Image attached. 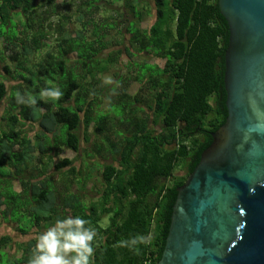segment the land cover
Here are the masks:
<instances>
[{
	"label": "trees",
	"instance_id": "trees-1",
	"mask_svg": "<svg viewBox=\"0 0 264 264\" xmlns=\"http://www.w3.org/2000/svg\"><path fill=\"white\" fill-rule=\"evenodd\" d=\"M229 38L218 0H0V60L10 63L0 74V226L14 223L22 237L36 230L18 245L20 259L12 236H0V264H28L37 236L66 216L97 230L93 264H158L178 189L228 117ZM112 69L115 83H105ZM132 83L140 86L135 94ZM55 87L63 92L58 101L41 95ZM35 124L32 137L27 128ZM83 143L92 146L86 157L100 163L57 162ZM39 156L49 163L40 169ZM50 164L69 169L76 192L48 175ZM95 170L101 190L90 200ZM15 211L25 213L27 227L12 220ZM136 236L147 238L138 253L121 246Z\"/></svg>",
	"mask_w": 264,
	"mask_h": 264
},
{
	"label": "water",
	"instance_id": "water-1",
	"mask_svg": "<svg viewBox=\"0 0 264 264\" xmlns=\"http://www.w3.org/2000/svg\"><path fill=\"white\" fill-rule=\"evenodd\" d=\"M228 117L178 189L158 264H264V0H218Z\"/></svg>",
	"mask_w": 264,
	"mask_h": 264
},
{
	"label": "clouds",
	"instance_id": "clouds-1",
	"mask_svg": "<svg viewBox=\"0 0 264 264\" xmlns=\"http://www.w3.org/2000/svg\"><path fill=\"white\" fill-rule=\"evenodd\" d=\"M106 79L105 83H111ZM41 95L52 101H58L63 92L59 87L46 88ZM34 101L29 98L27 103ZM17 103H26L22 96L17 97ZM97 230L90 225L88 220L81 216H66L57 219L47 226L36 239L28 264H93L94 240ZM147 243L144 236H136L130 240L121 241V246L129 247L138 253L136 247Z\"/></svg>",
	"mask_w": 264,
	"mask_h": 264
},
{
	"label": "rangeland",
	"instance_id": "rangeland-1",
	"mask_svg": "<svg viewBox=\"0 0 264 264\" xmlns=\"http://www.w3.org/2000/svg\"><path fill=\"white\" fill-rule=\"evenodd\" d=\"M74 10H75V8H73V11H70V10H68V11H69V13L71 12L73 14ZM150 24H151V19H147L142 24V28L147 29L150 26ZM75 25H77V23L74 22V26ZM74 28H76V27H74ZM1 48H2V46H1ZM0 57H1V55H0ZM134 61H139V59L134 58ZM5 62H7V63L4 64ZM5 62L0 60V74L1 75H6L5 71H4V66L7 65V64H10L8 61H5ZM155 62H156V64H160L161 66H163V63L161 61H155ZM121 63L124 66H126V63H127L126 57H122ZM116 71L117 70L112 69L110 74H112L113 76L104 77L103 80L105 81L106 79H110L112 81L111 84H114L115 80H116V78L114 77V74L116 73ZM127 72H128V70L126 68H124L123 69V74H126ZM7 79H8V81H6V83H7V85L9 87L15 85V83L13 82L12 79H10L9 77ZM139 89H140V86L138 84L132 83L130 85V87H129V92H130V94H135V93H137L139 91ZM104 104H106V101L104 102ZM4 108L6 109V106H4V105L0 107V124H1V117H2V115L4 113V111H5ZM118 110L120 111V108H118ZM39 130L40 129H39V126L37 124L29 126L27 128V131H28L29 135L32 136V137L35 136L37 133H39ZM86 150L91 152V150H92L91 144L83 143L82 144V148H81V152L78 155L75 154L74 152H72L71 150L64 149L62 155L59 157L57 162L59 160L66 159V158L71 159L73 161H75L77 158H81L82 161L90 163L91 165L93 163H100V159H98V158H96L94 160H91V159L87 158L86 155H85V151ZM47 163H48L47 159H43V158H41V156H39L37 161L35 162V166L39 167V169H40V167H42L43 165H46ZM76 163H77V160H76ZM80 163H81V161L79 163H77V164L80 165ZM48 168H49L48 175H50L51 178L54 179L55 181H57V182L60 181L62 184H64V185H59L60 187H64L65 185L66 186L69 185L68 184L69 182H67L68 177L67 176L65 177V175H68L69 169H66L65 171H61V172H56L54 170L52 164H50ZM84 169L86 171L84 173V176H87L89 171H91V168L88 167V169H86L84 167ZM94 184H96V185H94ZM69 187H70V191H72V192H76L77 191V184L76 183H71L69 185ZM100 190H101V172L99 170H97V171L95 170L94 174L92 175V179L89 182V186H88V189H87V192H88L87 193V197L90 200L91 199L96 200V198L99 196V191ZM14 215H15L14 217L12 216L14 218V219H12L13 221H20L24 225V226H22L23 228L27 227V225H26L27 224V216L25 215V213H18L17 211H15ZM109 221H110V218L106 217L102 221L101 226L104 227V228L108 227L109 226ZM15 227H16L15 224H9L8 226L7 225L6 226L2 225V227L0 226V236H3L5 233L8 232V233H12L13 240L16 241V242H21V241L25 240L26 238L20 236L19 233L15 230Z\"/></svg>",
	"mask_w": 264,
	"mask_h": 264
},
{
	"label": "crops",
	"instance_id": "crops-1",
	"mask_svg": "<svg viewBox=\"0 0 264 264\" xmlns=\"http://www.w3.org/2000/svg\"><path fill=\"white\" fill-rule=\"evenodd\" d=\"M16 191L17 192H21V189L17 186L16 187ZM10 224H14V223H10ZM8 226L9 225V223H6L5 224V226ZM16 225V224H15ZM16 227H18V225H16ZM16 227H15V229H16ZM34 232H32V236L35 234V229L33 230ZM16 232V231H15ZM6 235H11L12 236V233H5ZM4 234V235H5ZM19 235L21 236V234L19 233ZM32 236H30V237H24V238H26L25 240H23V241H21V242H16V241H14V244H16L17 246L14 248V251H13V253L15 254V253H17V258L18 259H20V257H22V253L20 252V248H18V245H22V244H27V242L29 241V240H31V238H32ZM13 238V237H12ZM6 252H8V250L6 251ZM12 253V254H13Z\"/></svg>",
	"mask_w": 264,
	"mask_h": 264
}]
</instances>
